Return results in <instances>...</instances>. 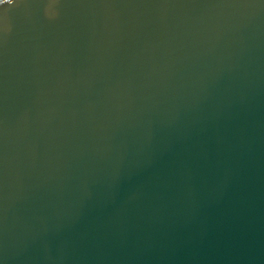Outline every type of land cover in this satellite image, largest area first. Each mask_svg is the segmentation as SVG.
<instances>
[{
	"label": "water",
	"instance_id": "obj_1",
	"mask_svg": "<svg viewBox=\"0 0 264 264\" xmlns=\"http://www.w3.org/2000/svg\"><path fill=\"white\" fill-rule=\"evenodd\" d=\"M0 264H264V0H0Z\"/></svg>",
	"mask_w": 264,
	"mask_h": 264
}]
</instances>
